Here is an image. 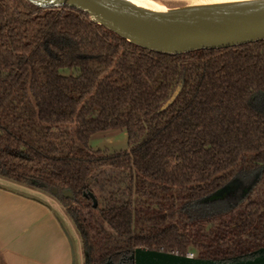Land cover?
Wrapping results in <instances>:
<instances>
[{
	"label": "trees",
	"instance_id": "16d2710c",
	"mask_svg": "<svg viewBox=\"0 0 264 264\" xmlns=\"http://www.w3.org/2000/svg\"><path fill=\"white\" fill-rule=\"evenodd\" d=\"M257 92L264 39L167 53L76 7L0 0V177L58 199L84 264H134L137 246L253 257L264 246ZM110 128L125 130L127 146L91 149V134ZM244 169L255 176L240 201L201 217L181 212Z\"/></svg>",
	"mask_w": 264,
	"mask_h": 264
},
{
	"label": "water",
	"instance_id": "95a60500",
	"mask_svg": "<svg viewBox=\"0 0 264 264\" xmlns=\"http://www.w3.org/2000/svg\"><path fill=\"white\" fill-rule=\"evenodd\" d=\"M42 6L67 5L84 10L89 17L140 46L167 53L197 48H220L264 39V16L207 28H191L137 15L117 8L104 0H31ZM230 182L212 195L228 189ZM211 196V195H210ZM209 197V196H208ZM247 259L230 261L201 258L191 254L137 246L134 264H264V246ZM101 264H111L109 260Z\"/></svg>",
	"mask_w": 264,
	"mask_h": 264
},
{
	"label": "crops",
	"instance_id": "0c3cea01",
	"mask_svg": "<svg viewBox=\"0 0 264 264\" xmlns=\"http://www.w3.org/2000/svg\"><path fill=\"white\" fill-rule=\"evenodd\" d=\"M0 178V264H74L65 223L75 225L64 206L31 186L22 189Z\"/></svg>",
	"mask_w": 264,
	"mask_h": 264
},
{
	"label": "bare ground",
	"instance_id": "6f19581e",
	"mask_svg": "<svg viewBox=\"0 0 264 264\" xmlns=\"http://www.w3.org/2000/svg\"><path fill=\"white\" fill-rule=\"evenodd\" d=\"M104 1L129 13L200 29L264 16V0H184V4L174 7L153 0Z\"/></svg>",
	"mask_w": 264,
	"mask_h": 264
},
{
	"label": "rangeland",
	"instance_id": "374dc122",
	"mask_svg": "<svg viewBox=\"0 0 264 264\" xmlns=\"http://www.w3.org/2000/svg\"><path fill=\"white\" fill-rule=\"evenodd\" d=\"M153 1L157 4H161V5L165 4V6H168V7L179 6L185 3L184 0H153ZM254 102L256 105L260 107H264V93L257 92L254 95ZM115 132L117 134H114ZM106 138H109L116 143L110 144L107 142L108 139ZM88 145L93 150L95 149H106L108 151L117 150L120 147H123L124 145H126L125 130L123 128H110L107 130L94 132L90 136ZM252 176H255L254 170H251V169L242 170L239 173V175L230 182L228 189L225 190L223 193L216 194V195L214 194L209 197L207 196L199 200L184 203L182 206L181 212L185 216H188L190 218H195V217H201L204 215L212 214L214 212H219V211L228 209L232 204L241 200L243 196V193H242L243 190L247 188L249 185L245 183L248 182L252 178ZM7 182L11 183V180L7 179ZM14 185L22 189H26V185L22 184L23 186L21 187V185H18L16 182ZM32 189L33 191H41L42 193H44L51 199L59 202L58 199L48 191H43V190H40L34 187H32ZM93 189L96 192H98L97 187H94ZM63 219H64V222H66V219L65 218ZM65 225L68 229V232L72 240V245H73V250H74V264H84V250H83L82 241H81L79 232L76 226L74 228H71L69 224H67V222L65 223ZM105 227L109 229L107 224H105Z\"/></svg>",
	"mask_w": 264,
	"mask_h": 264
},
{
	"label": "built area",
	"instance_id": "2783aa9c",
	"mask_svg": "<svg viewBox=\"0 0 264 264\" xmlns=\"http://www.w3.org/2000/svg\"><path fill=\"white\" fill-rule=\"evenodd\" d=\"M188 254H191V255H193V253H192V252H188Z\"/></svg>",
	"mask_w": 264,
	"mask_h": 264
}]
</instances>
